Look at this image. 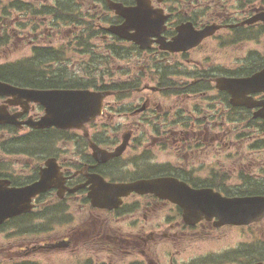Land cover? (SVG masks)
<instances>
[{
	"label": "flooded vegetation",
	"instance_id": "1",
	"mask_svg": "<svg viewBox=\"0 0 264 264\" xmlns=\"http://www.w3.org/2000/svg\"><path fill=\"white\" fill-rule=\"evenodd\" d=\"M37 1L17 0L21 8L14 21L3 14L0 37H8L2 39L0 48L5 51L15 39L20 48L25 44L31 46L27 60L34 57L35 49L42 51L45 59L42 58L35 68L42 71L48 82L36 88L31 87L30 82L13 86L107 95L100 114L92 122L70 129L31 128L23 122L38 120L44 114V108L33 102L25 104V100H16L17 105H6V98L0 97V105H5L9 114H17V121L21 123L19 126L0 125V131L14 134L4 140L2 151L20 156L26 163L18 173L5 172L0 166V179L9 181V188H22L40 179V170L45 168L47 161L51 160L54 168L52 186L32 198L31 211L9 218L0 225V230L16 227L17 235L40 240L31 247L27 243L18 253L20 259L10 264H40L30 257L41 252L69 250L80 241L81 246L90 248V252L83 258L71 255L68 264H207L206 249L186 261L182 260L181 254L186 247L217 239V243L228 242L225 230L234 229L240 236L255 223L218 226L216 218L202 217L189 224L184 221L180 206L154 192L130 191L116 197L112 203L115 206L98 208L92 205L88 193L99 178L118 185L172 178L193 190L210 191L227 199L249 196L244 192L246 182L240 174L235 182L228 173H215L209 167H203L207 173L201 178L195 175V169L186 166L190 158L196 163L192 159L199 153L208 158L205 151L216 147L214 136L222 133L217 131L222 126L224 130L229 128L225 120L232 117L233 111L264 124V117H255L259 112L264 114V92L250 94L258 105L246 100V106H233L229 93L217 87L220 80L247 78L263 71L264 52H257L251 64L248 65L246 58L241 60L240 68L229 71L207 65V59L197 60L199 53L213 51L215 41V44L238 47L253 39L264 40V0H43L36 5ZM109 3L131 10V29L127 32L131 38H136L139 30L145 33L140 26L144 20L142 26L151 33L144 43L145 48L111 32V29L124 26L125 18L116 14ZM33 18L45 24L48 21L50 25L46 24L41 31L40 26L37 29L33 25L27 33L24 28L11 32L9 29L13 26L7 27L8 23H23V20ZM60 24L64 25L61 31L57 29ZM162 42L167 46L168 43H172L169 46L175 44V47L187 45L184 49L169 51L162 48ZM122 60H128L129 65L116 64ZM143 92L146 94L142 95ZM137 116L143 123L135 120ZM169 117L173 122L165 126L162 120ZM115 119L128 122L105 128ZM150 120L160 123L154 124ZM98 122L103 127L92 132ZM107 135L114 138L105 137ZM126 135L127 145L120 155L103 162L94 159L90 144L113 153ZM135 135L154 136L152 139H158L159 148L163 141L169 142L176 157L180 156L182 160L168 163L151 155L147 159L148 166L139 165L141 171H137L136 165L131 169L132 162L149 156L145 144L131 143V137ZM23 137H29L35 143L28 149L11 144ZM138 148H141L140 152L132 154ZM129 154L131 158L125 159ZM251 160L253 162V159L248 162ZM74 214L87 217L75 224L72 223ZM34 216L37 217L35 220H44V223L34 224ZM84 224L91 228L85 229ZM58 227L64 229L61 235L52 233ZM263 233L262 225L253 232L258 237ZM259 238L242 244L239 257H231V247H225L223 255L218 257V264L231 261L264 264V235Z\"/></svg>",
	"mask_w": 264,
	"mask_h": 264
},
{
	"label": "water",
	"instance_id": "2",
	"mask_svg": "<svg viewBox=\"0 0 264 264\" xmlns=\"http://www.w3.org/2000/svg\"><path fill=\"white\" fill-rule=\"evenodd\" d=\"M110 8L116 14L125 18V24L111 32L125 38L134 40L140 48H145L148 35L143 21L140 26L145 33L139 30L136 38H131L127 32L131 29V10L123 8L118 4L109 3ZM181 30L179 29L178 32ZM179 37V36H178ZM177 43V39L174 40ZM172 43L163 45L162 48L169 51L184 49L169 46ZM218 89L226 91L231 96L233 106H246V100L253 102L250 94L264 92V70L253 74L247 78L225 79L218 82ZM107 93H93L89 91H43L32 89H20L5 82L0 81V97L7 98L6 105H17L16 100H25V104L30 102L40 104L44 108V114L36 121H25L23 123L35 129L55 127L58 129L79 128L92 122L100 114L102 101ZM12 99V101H10ZM264 112V109H263ZM264 117L261 112L255 117ZM12 124L19 126L17 114H9L5 105H0V125ZM128 136L113 153H106L94 144H90L93 157L98 162H103L108 158L120 155L127 145ZM45 168L40 170V179L22 188H9V181L0 179V225L7 219L25 214L32 208L31 200L36 195L45 192L51 186V179L54 176L52 161L45 163ZM146 194L154 192L161 198L168 199L183 209L184 221L193 224L200 218H216L217 225H248L259 222L264 217V196H246L242 198L226 199L210 191L193 190L184 183L172 178H156L150 180H138L131 184H109L101 178L93 182L90 187L88 197L93 206L98 208H111L116 197L126 195L129 192ZM114 197V198H113ZM59 246V245H55ZM55 246H51L52 248Z\"/></svg>",
	"mask_w": 264,
	"mask_h": 264
},
{
	"label": "rangeland",
	"instance_id": "3",
	"mask_svg": "<svg viewBox=\"0 0 264 264\" xmlns=\"http://www.w3.org/2000/svg\"><path fill=\"white\" fill-rule=\"evenodd\" d=\"M16 0H0V35L2 32L1 24L4 21L2 18L3 10L5 6H9L10 2H13ZM24 2H28L29 0H22ZM43 0H38L36 2V5H40ZM53 2L54 0H47L46 2ZM9 11H12L11 13H8V18L11 21H14L16 16L19 15L20 11H13L12 9L8 8ZM41 17V16H39ZM34 19V18H33ZM31 19V21L23 20L18 24L15 22L12 24H7V27H12L9 30L15 31L14 29H21L24 28V33H27V31L32 30V26L35 25L36 28L40 26V31L43 29V27L46 24L50 23L46 21L42 22L40 19ZM33 20V21H32ZM61 26L64 25L60 24L58 25V30L61 31ZM26 30V31H25ZM14 32V33H15ZM216 42V41H215ZM214 42V49L213 51L205 52V53H199V56L197 57L199 61L202 59H207L205 63L211 66L215 65V68L218 70L223 71H229V70H236L240 68V62L241 60H244L248 58V65L251 64L255 60V55H257V52H264V40L257 42L256 39L250 40L248 42H243L242 45L236 46L233 45H224V44H215ZM19 44V43H18ZM16 43V40L13 39L12 44L9 46L8 49L4 51L0 48V64L5 63H14V62H20L23 60H27L28 57H30L31 54V46H28L25 44L22 48ZM18 45V46H17ZM117 65H124L128 66L129 61L128 60H122L116 63ZM123 66V67H124ZM118 75V74H116ZM119 77L125 78V75L119 74ZM146 93L143 92L142 95H145ZM166 117V116H163ZM178 118V117H177ZM175 118V119H177ZM135 120H139V123H143V121H140V117H135ZM133 119H131V122ZM128 122V120H114L112 121V124L109 126H106L105 128H112L117 125V123H123ZM151 123L159 124L160 121L157 120H150ZM163 124L165 126H168V124H171L173 122V119L170 117L167 119L162 120ZM227 124V129L224 130V126H222L217 131H222L221 134L214 136L216 139V147L213 148V150L210 151L206 150V154L208 155V158H206L205 154L199 153L198 155H195V158H193V161H197L196 163L191 162V158L188 159L187 168L188 169H195L197 173H195L196 176L203 178L206 175V171L202 170L203 167H209V170L211 172H221V173H228L232 179L234 178V181L237 182L240 178L239 174L242 175L246 182V189H249L250 191L254 189L253 185H250L253 182H260L264 181V124H262L261 120H252L250 118H247L245 115H239L232 112V117L230 119L225 120ZM145 127L149 128L148 124L144 123ZM101 122H98L95 127L91 129L92 132H95L96 130H100L102 128ZM220 127V126H217ZM230 129V130H229ZM224 130V131H223ZM14 136V134H9L7 131H0V166L2 169H4L5 172L10 173H18L22 166H24L26 163L24 162V159L20 156H17L15 154H8L2 151V143L4 140ZM105 137L108 138H114L112 135H107ZM154 136H140L135 135L131 137V143H143L145 144V149H149L148 153L149 156H147L145 159L138 160L137 162H132L130 164L131 169L135 167L137 171H141V168L139 165L141 163L146 164L147 159L152 155V157L156 158L157 160H165L168 163H174L178 160H182V158L179 156L178 158L174 154V149L170 146L169 142L163 141L160 148L157 147L159 141L156 139H152ZM119 138L121 136L119 135ZM134 138L136 141H134ZM158 138V136H157ZM164 138V137H163ZM145 139V140H144ZM137 146V145H135ZM151 146V147H150ZM138 147V146H137ZM141 148H138L132 152V154H138L140 152ZM131 154V155H132ZM131 158L130 154L126 155L125 159ZM177 158V159H176ZM248 159H253L254 164H252V160L248 162ZM185 165V164H184ZM241 166V168H239ZM234 170V171H233ZM244 189V190H246ZM75 215V214H74ZM73 215L72 223H79L81 219H85L87 216L83 214L81 215ZM37 218L34 216V220L32 222L34 224H42L44 223V220H35ZM48 220V218L46 219ZM25 224V221L22 222ZM74 224V225H75ZM14 225V223H12ZM85 225V224H84ZM264 227V217L261 221L256 222L254 226L249 227L245 229L242 234L239 236L234 229H227L225 230L224 234L228 236V242H222L217 243L215 240L211 243H204L200 244L199 246H194L192 248L186 247L185 251L181 254L182 260H190L195 256L197 253L201 252L202 250L206 249V252L208 253V261L207 264H218L219 260L218 257L220 255H223L225 247L229 248L231 247V257L237 256L239 257V253L241 251V245L247 244L249 240H256L260 239L259 237L263 234H260L259 237L254 235L253 232L256 231V229H261ZM58 226V225H56ZM89 226L91 228V225H85V229ZM76 227V225H75ZM56 228V227H55ZM54 228V230H55ZM58 230H53L52 233H64V229L61 227H58ZM18 229L16 227H5L4 229L0 230V264H10L11 261H17L19 260L18 253L20 250L24 249V246L27 243H30L28 247H31L32 245L39 244L38 240L39 238H24L25 236L17 235L15 230ZM45 237V236H41ZM262 239V238H261ZM40 241V240H39ZM82 241L78 242L74 247L70 248L69 250H58L54 252H41L38 254H35L34 256L30 257L31 259H35L40 264H68L69 263V257L71 255L77 254L79 257L83 258L85 254L90 252L89 247L81 246ZM200 248V249H199ZM75 251H71V250ZM18 251V252H17ZM199 251V252H198ZM78 252L80 254H78ZM239 261V260H238ZM201 264V263H200ZM228 264H239L235 261H231V263Z\"/></svg>",
	"mask_w": 264,
	"mask_h": 264
},
{
	"label": "trees",
	"instance_id": "4",
	"mask_svg": "<svg viewBox=\"0 0 264 264\" xmlns=\"http://www.w3.org/2000/svg\"><path fill=\"white\" fill-rule=\"evenodd\" d=\"M8 8L12 9L13 11H19L21 8V4H18L17 0L10 2L9 6H5L2 8L3 14L11 13L12 11H9ZM8 36L0 37V46L2 45V39L7 38ZM5 42V41H4ZM47 52V51H44ZM45 54H43L42 51L35 49L34 51V57L22 62H14V63H6L3 65H0V81L6 82L12 85L21 86L26 85L28 82L31 83V87H37V85H45V82H48V80H45L44 75L42 71L37 70L35 68V65H37L39 62H42V58L45 59ZM29 137H23L20 140H13L11 144L16 145H22L24 148L28 149L30 145H33L35 142H32ZM8 144V143H6ZM21 147V146H20ZM22 148V147H21ZM22 148L23 150H26ZM15 149V148H13ZM29 154V152H27ZM250 185H253L254 189L251 191L249 189H246L244 192L256 196V195H262L264 196V181L260 182H253ZM14 224L16 223L13 222Z\"/></svg>",
	"mask_w": 264,
	"mask_h": 264
}]
</instances>
